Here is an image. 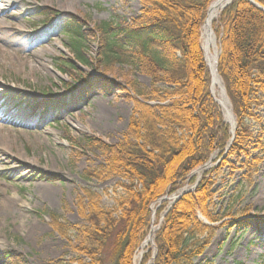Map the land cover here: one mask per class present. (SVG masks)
Returning <instances> with one entry per match:
<instances>
[{
    "label": "trees",
    "instance_id": "16d2710c",
    "mask_svg": "<svg viewBox=\"0 0 264 264\" xmlns=\"http://www.w3.org/2000/svg\"><path fill=\"white\" fill-rule=\"evenodd\" d=\"M138 1L140 14L130 23L102 22L91 27L87 19L76 15L44 12L46 22L70 39L68 50L76 63L61 64L64 75H78L79 64L95 63L107 74L124 66L150 80L145 86L126 76L133 111L120 141L109 144L86 135L78 143L104 157L98 169L82 175L85 180H119L113 208H105L99 194L84 189L78 203L84 224L71 225L52 216L53 230L68 241L74 233L75 250L91 264H102L110 240L112 264H134L150 226L153 204L176 194L186 183L196 184L191 174L216 152L226 159L225 166L242 172L247 182L262 163L264 11L247 0H234L213 23L220 39L217 70L237 123L229 147L232 135L211 94L201 47V28L215 0ZM254 1L264 8V0ZM90 43L98 50L92 61L86 53ZM48 114L51 117L50 110ZM213 185L210 172H205L195 190L185 193L170 210L169 202L161 204L157 217L166 213L155 236L157 255L152 260L149 251L142 264H212L198 260L215 232L199 216L214 225L224 218L215 213Z\"/></svg>",
    "mask_w": 264,
    "mask_h": 264
},
{
    "label": "rangeland",
    "instance_id": "374dc122",
    "mask_svg": "<svg viewBox=\"0 0 264 264\" xmlns=\"http://www.w3.org/2000/svg\"><path fill=\"white\" fill-rule=\"evenodd\" d=\"M0 6L13 16L8 21L1 16L0 28L5 26L11 31H21L25 43L16 50L9 49L0 40V111L15 116L11 124L13 130L1 132L0 138L12 149L11 154L22 157L19 166L35 161V167L26 178L0 167V183L6 189L7 197L15 198L22 207L16 214L0 221V264H91L75 250L74 233L69 235L68 241L53 230L52 216L56 215L61 222L71 225L84 224L78 207L84 189L99 194L105 208H113L114 189L119 180H85L82 175L98 169L104 157L98 152L82 149L78 143L86 135L109 144L120 141L127 132L133 111L132 94L126 91L129 88L126 76L145 86L150 85V80L132 74L130 68L124 66L107 74L95 63L79 64L78 75H64L60 65L69 63V60L76 63L68 50L70 39L52 23L46 22L44 12L54 10L76 15L87 19L94 27L102 22L130 23L139 16L141 4L138 0H0ZM203 26L201 47L208 67ZM212 31L215 40L212 52H217L218 66L220 39L213 25ZM97 52L95 44L87 45L89 61L97 56ZM32 65L46 67L32 73ZM208 70L211 77L209 67ZM222 85L226 96L223 81ZM211 92L224 117L218 102L222 91L217 88L213 92L211 87ZM36 105L42 109L36 110ZM261 116L264 121V111ZM56 117L61 121L55 122ZM225 123L231 130V125L226 120ZM38 137L39 142L36 141ZM260 153L262 163L250 182L242 179V172H233L229 165L225 166L226 159L220 158V153L216 152L208 164L191 174L196 184L186 183L176 194H167L153 204L151 209L156 210L157 218L153 243L166 213L157 217L161 204L169 202L167 210H170L185 193L195 190L205 172H210L214 184L213 207L215 213L224 218L214 225L212 242L198 263L264 264V150ZM49 167L55 174L47 171ZM33 176L43 177L53 188L49 202L36 191L40 181ZM200 219L205 222L201 216ZM34 224L38 226L35 232L32 230ZM150 231L151 222L135 254L134 264H142L143 256L149 251L154 255L152 244L142 249ZM112 242L110 240L106 245L101 256L102 264H112Z\"/></svg>",
    "mask_w": 264,
    "mask_h": 264
},
{
    "label": "bare ground",
    "instance_id": "6f19581e",
    "mask_svg": "<svg viewBox=\"0 0 264 264\" xmlns=\"http://www.w3.org/2000/svg\"><path fill=\"white\" fill-rule=\"evenodd\" d=\"M233 0H216L212 3L208 10L207 18L205 24L203 26V39H204V51L206 53V61L208 67L211 72V79H212V91L214 92L219 88L222 92L220 93L219 104L221 105L224 113V117L226 122L231 125V130L235 131V120L234 116L232 115L231 106L225 96L223 85L220 77L217 74V59L218 55L216 50L212 52V49H215V40L212 31L213 22L216 20L218 16H220L221 12L224 10L226 6L232 3ZM8 3V2H7ZM3 17L5 21L11 20L13 16L8 15V12H5L4 9L0 6V17ZM0 40L6 43V46L9 49H20L24 46V36L23 33L19 30L11 31L10 28L2 26L0 28ZM44 65L35 66L32 65L30 67V72H34L37 70L42 71V68H45ZM15 118L14 115L8 114L5 111H0V133L1 132H10L13 130L11 127L12 120ZM36 141H40L39 137ZM11 148H9L7 142L0 138V167L5 169H11L16 176H23L24 178L27 177V173L34 168L33 160L26 162L25 166H19L21 164L22 157H18L14 154H11ZM47 171L50 174H55L54 170L49 167ZM34 177V176H33ZM36 180L40 181L39 185L36 187V191L41 195V197L49 202L53 197V188H50L47 183H45V179L43 177H34ZM19 207L18 202L15 198L9 196L7 197V192L4 186L0 183V221L4 218H7L11 215L16 214ZM156 210L152 209V220H151V231L150 235L145 240L142 249L146 248L148 245L153 243L154 234L157 231V224H156ZM37 224L32 226V230L35 232L37 230ZM32 231V232H33ZM138 258H136L137 260Z\"/></svg>",
    "mask_w": 264,
    "mask_h": 264
},
{
    "label": "water",
    "instance_id": "95a60500",
    "mask_svg": "<svg viewBox=\"0 0 264 264\" xmlns=\"http://www.w3.org/2000/svg\"><path fill=\"white\" fill-rule=\"evenodd\" d=\"M247 1H249L250 3H252V4H254L256 7H259L261 10H263L264 11V8H262V7H260L258 4H256L255 2H254V0H247ZM228 100V99H227ZM229 102V101H228ZM230 104V103H229ZM232 115H233V112H232ZM236 124V123H235ZM235 129H236V126H235ZM230 132L232 133V135H233V137H232V139H231V142L234 140V132L232 131V130H230Z\"/></svg>",
    "mask_w": 264,
    "mask_h": 264
}]
</instances>
